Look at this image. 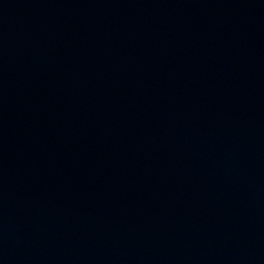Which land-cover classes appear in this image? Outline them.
I'll return each mask as SVG.
<instances>
[{
    "label": "water",
    "instance_id": "95a60500",
    "mask_svg": "<svg viewBox=\"0 0 264 264\" xmlns=\"http://www.w3.org/2000/svg\"><path fill=\"white\" fill-rule=\"evenodd\" d=\"M0 264H264V0H0Z\"/></svg>",
    "mask_w": 264,
    "mask_h": 264
}]
</instances>
